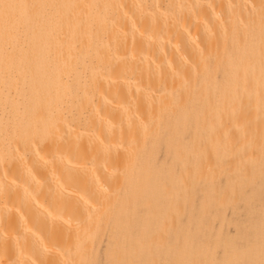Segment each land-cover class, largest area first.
<instances>
[{
    "label": "bare ground",
    "instance_id": "obj_1",
    "mask_svg": "<svg viewBox=\"0 0 264 264\" xmlns=\"http://www.w3.org/2000/svg\"><path fill=\"white\" fill-rule=\"evenodd\" d=\"M229 121L264 123V0H0V264L197 252L187 226L162 237L177 186L163 206L148 176L159 147L186 160L184 139ZM246 240L223 253L264 255L262 237Z\"/></svg>",
    "mask_w": 264,
    "mask_h": 264
},
{
    "label": "rangeland",
    "instance_id": "obj_2",
    "mask_svg": "<svg viewBox=\"0 0 264 264\" xmlns=\"http://www.w3.org/2000/svg\"><path fill=\"white\" fill-rule=\"evenodd\" d=\"M256 113H259V109ZM231 124H227L226 129L213 130L211 124L207 123L202 129L206 140L184 139L188 147L184 152L186 160L163 159L164 148L157 149L153 161L155 177L150 172L149 181L164 183L165 189L158 196L161 205L168 206L170 180L176 183L179 197L176 216L172 218L167 214L161 235L169 244L172 241L171 230L179 223L188 228V244L197 248V252L192 254L185 252L174 255L175 261L172 263L167 259L165 245H157L156 233L150 241L152 246L157 245V264H178V258L179 264H237V260H240L239 264H245L248 260H251V264H264V255H258L254 249L244 252L231 250L227 256L223 253L232 245L244 249L246 239L262 237L264 240V123L252 128H244L238 122L235 127ZM216 132L219 139L207 142L208 134ZM205 150L216 151L215 161L192 171ZM223 150L225 152L218 155ZM183 165L193 173L180 175ZM184 195L187 197L184 198ZM140 209L143 216L149 213L144 206ZM150 227L154 228L153 223ZM104 239L100 240V244L98 240L95 242V246L99 245V252L104 246ZM102 256V252L99 253L97 264L105 263Z\"/></svg>",
    "mask_w": 264,
    "mask_h": 264
}]
</instances>
